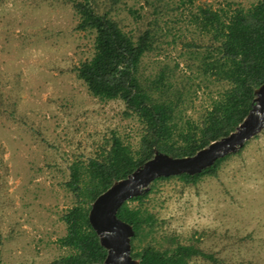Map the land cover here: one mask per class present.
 <instances>
[{
  "label": "rangeland",
  "instance_id": "obj_1",
  "mask_svg": "<svg viewBox=\"0 0 264 264\" xmlns=\"http://www.w3.org/2000/svg\"><path fill=\"white\" fill-rule=\"evenodd\" d=\"M111 1L95 3L103 9ZM202 1L216 7L255 0L112 3L123 29L155 28L154 48L140 64L144 74L177 61L173 70L181 76L183 43L200 38L189 14ZM76 20L69 0H0V264H52L66 252L55 239L64 231L59 213L73 201L62 185L67 164L93 155L112 133L137 144L141 124L124 114L123 102L89 94L73 72L92 51V34L76 29ZM217 87L201 83L185 113L195 117L209 100L208 88L214 93ZM143 205L156 217L155 239L175 236L215 257L196 258L198 264H264V128L214 175L193 184L156 180Z\"/></svg>",
  "mask_w": 264,
  "mask_h": 264
},
{
  "label": "trees",
  "instance_id": "obj_2",
  "mask_svg": "<svg viewBox=\"0 0 264 264\" xmlns=\"http://www.w3.org/2000/svg\"><path fill=\"white\" fill-rule=\"evenodd\" d=\"M69 1L77 16L74 27L92 34V51L73 65L75 76L89 94L99 99H120L124 114L134 115L141 127L135 147L112 133L93 155L67 164L62 185L73 201L59 213L64 231L55 239L66 252L54 257L52 264L102 260L106 249L87 219L94 196L113 179L125 176L149 158L154 149L173 156L190 154L229 132L251 106L253 88L264 80V0L247 6L227 2L213 7L206 1L197 4L189 18L200 38L183 43L187 51L181 76L173 70L177 61L173 67L160 66L150 74L141 71L142 56L154 48L155 28L147 26L135 34L123 29L110 12L116 0L103 9L97 7L95 0ZM201 83L219 87L214 93L208 88L207 104L192 117L184 111L186 102ZM255 136L257 133L251 137ZM246 141L197 172L156 176L145 191L120 203L116 216L133 229L130 255L138 259V264H198L196 258L215 260L210 251L193 242H182L175 236H169L166 243L155 239L151 234L156 217L143 205L144 198L158 179L175 177L193 184L202 175L216 174L221 161L238 153ZM148 234L150 238L144 240Z\"/></svg>",
  "mask_w": 264,
  "mask_h": 264
},
{
  "label": "water",
  "instance_id": "obj_3",
  "mask_svg": "<svg viewBox=\"0 0 264 264\" xmlns=\"http://www.w3.org/2000/svg\"><path fill=\"white\" fill-rule=\"evenodd\" d=\"M264 127V80L253 88L252 104L242 119L226 134L210 140L193 153L173 156L154 149L153 154L125 176L113 179L90 201L87 219L106 249L100 261L84 264H138L130 255L131 225L116 216L120 203L149 187L156 176L180 172L194 173L243 142Z\"/></svg>",
  "mask_w": 264,
  "mask_h": 264
}]
</instances>
